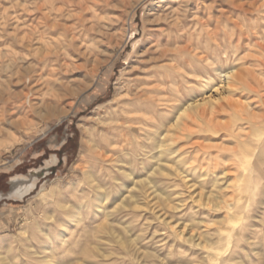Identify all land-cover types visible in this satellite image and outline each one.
<instances>
[{"label":"bare ground","instance_id":"6f19581e","mask_svg":"<svg viewBox=\"0 0 264 264\" xmlns=\"http://www.w3.org/2000/svg\"><path fill=\"white\" fill-rule=\"evenodd\" d=\"M68 1L71 11L51 21L49 19L46 25L49 29L68 34L72 41H78L82 37L91 41H94L95 37H104V32L112 24L113 19L108 18L110 21L105 22L106 17L103 18L101 15L107 7L115 8L120 3L107 0L106 9L101 5V11L99 0ZM143 1L146 0L136 1L135 6L128 7L125 10L127 15ZM259 2L264 7V0ZM245 5L234 3L233 8L239 12H247ZM207 7L195 3L194 0H158L155 3L154 9L149 11L151 26L145 30L144 41L136 50L137 60L130 67L128 77L117 93L114 104L104 116H96L100 129H86L87 145L92 160L105 162L114 160L119 146L120 149L122 148L124 159L133 157L135 160L138 158V160H156L157 167L155 169L144 167L147 175L140 177L138 182L135 180L136 182L131 185L122 184L123 191L118 193L116 198H111L110 193L104 191L96 195L93 200L92 197L85 196L86 189L78 192L75 184H72L68 190L69 194L76 195L74 201L69 199L58 185L47 193L43 191L42 202L57 203L63 212V217L58 219L55 212L40 214L48 222L43 224L40 220L41 216L33 215L34 218L29 219V222L35 223L36 235L41 236L30 235L27 221L18 236H13L8 240L9 242L5 241L6 238L0 239V264H20L22 260L23 264H93L88 260L90 254L99 261L117 258L118 261L115 262H118L117 264H148L146 261L150 257L157 261L156 264H170L161 259L159 254L141 250L138 247L141 236L129 237V234H126L130 232L128 226H125L126 236L120 234L114 236L111 230L112 219L117 213L127 210L136 213V217L141 223L143 222L145 231L153 227L154 222L163 226V229L150 233L151 238H148V241L154 242L155 249L165 250L168 257L177 255L180 264L186 246L203 251L204 256L200 264H208L210 261L213 264L215 258H218L215 246L221 242V237L236 238L238 240L236 247L239 249H241L239 240L255 244L257 239H260L258 245H264V177H262L264 176V110L258 114L253 113L255 111L251 112L248 109L252 103L237 97L240 93L259 94V89L251 85L253 81L249 82L250 78H253V73L244 68V65L235 63L242 60L240 57H235L238 56L237 52L242 49V45L259 37L261 31L255 27L246 32L240 29L222 35L210 32L207 28L211 24V17L205 20V17L200 16V11L206 10ZM90 46L84 45L78 48V54L84 61L90 53ZM254 47L253 49L260 55L263 54L264 43L256 42ZM227 49H231L235 64L227 70L216 68L215 64L221 63L222 53L227 55ZM226 59L227 62L230 60L229 55ZM256 60L261 71L264 72V59L257 57ZM212 71L218 73V82L212 78ZM82 91L84 89L76 91L75 96H79ZM54 97L56 99L59 96L57 94ZM68 108L71 112L73 105L70 104ZM47 112L53 115V109L49 105ZM68 112L64 111L57 115L64 117ZM96 132L103 134L101 142H97L93 137V133ZM195 136L205 140L195 143L197 150L202 153L200 157L211 160V154L216 150L221 160L231 162L234 160L233 171H230L232 166L230 169H223L221 173H212L215 178L211 191L205 192V181L202 179L206 173L194 178L197 180L196 184H190V178L195 174H192V170L188 167H181V160L201 159L185 158L181 149H175L179 143ZM134 149H139L137 155ZM171 160L178 161L170 165ZM55 162L56 160H53V163ZM254 163L258 164L259 171L256 170ZM126 176L129 179L133 178L132 173ZM154 176H160L167 181L175 180L177 185L181 184L182 193L179 192L174 199L160 188L154 189L156 184ZM85 177L87 184L92 186L95 183V175L90 170L85 172ZM198 178L202 179L198 180ZM25 182L16 179L11 196L22 198L36 187L35 180L30 184ZM152 185L154 190L150 192ZM184 194H187L192 201L188 211L191 212V223L179 225L181 221L176 222L173 215L182 214L188 209L185 203L188 200L183 198ZM59 196L63 197L62 200L54 201ZM84 209L90 211L88 222H84L82 217ZM199 214L209 216L211 224L217 226L210 234L195 231L196 226L201 224V221L195 224L194 217ZM100 219L107 220L105 227L99 224ZM94 223H96L95 227L93 225L94 228L103 229L107 234L113 235V242L116 246L118 244L122 253L107 252L100 245L94 246L92 243L81 247V237L72 247L69 246V238H76L78 231L89 233L90 224ZM53 225L57 228L55 234L51 231ZM252 230L254 238L251 240L247 236ZM158 233L159 239L156 238ZM107 242L112 244L110 240ZM60 247H66L67 251L73 254L74 248L77 247L79 248L78 252L75 251L77 256L85 254L87 258L81 260L77 257L65 263L56 262L55 258ZM244 249L243 247L242 250ZM261 253L256 251L259 257L263 255ZM238 264H246L245 257L238 259Z\"/></svg>","mask_w":264,"mask_h":264},{"label":"rangeland","instance_id":"374dc122","mask_svg":"<svg viewBox=\"0 0 264 264\" xmlns=\"http://www.w3.org/2000/svg\"><path fill=\"white\" fill-rule=\"evenodd\" d=\"M105 1L107 0L98 1L100 10L101 5L106 9ZM108 1H119L120 3L115 8L107 7L101 15L103 18L106 17L105 22L110 21L108 18L113 19L112 24L104 32L105 36L95 37L94 41L84 37L78 41H72L68 34L65 35L60 30L49 29L46 25L49 19L51 21L53 18L71 11L68 0H0V239L6 238L5 241L9 242L8 240L12 239L13 236L19 235L21 228L27 221L30 235L41 236L40 234L36 235L35 223L29 222L33 215L41 216L45 213L55 212L58 219L62 218L63 212L57 203L44 204L41 200L43 191L47 193L55 185H58L72 201L77 198L76 195H73L74 193H68L72 184L77 186L78 192L86 189L87 195L85 196H90L93 200L96 195H100L104 191L110 193L111 198H116L118 193L123 191L122 184L124 186L131 185L133 182H138L140 177L147 175L144 167H153L154 169L157 167L156 160H138L139 158L135 160L133 157L124 159L123 153H121L122 148L120 149L119 146H117V154L113 158L118 163L114 160H109V162L92 160L90 157L86 129H100L98 121L95 119L96 116H104L110 106L114 104L117 93L128 77L130 67L137 60L136 50L144 41L145 30L151 26V24L149 25V11L152 10L158 0L143 1L132 11L130 9L139 0ZM194 1L203 4L205 7L208 6L206 10L200 11V16L205 17V20L209 19V16L211 17V24L207 28L210 32L222 35L240 29L246 32V30H253L255 27L261 31L259 37L252 42L246 41L242 45V49L237 52L238 56H235L242 59L239 62L235 61V63L244 65V68L253 73V78H250L249 82L253 81L251 85L257 86L259 89V94L240 93L237 97L243 98L242 101L252 103L251 107H248L251 112L261 113L264 110V105H262L264 104V72L261 71L262 69L256 59L258 57L263 60L264 52L260 55L259 52L255 51L254 44L256 42L264 43V7L259 0ZM234 3L246 4L247 12L234 10ZM128 7L131 8L127 15L125 10ZM12 34L15 36L14 38ZM90 41L92 42L91 46ZM84 45L90 46V53L88 52L89 55L85 61L78 54V48ZM250 47L255 49L252 50ZM249 48L250 51H248ZM230 51L231 49H227L230 60L227 62V55L222 53L224 58L221 56V63L215 64L216 68L227 70L235 64L233 63L235 57ZM217 75V72L212 71V78L216 82L219 81ZM80 89H84V91L79 96H75L74 93ZM57 94L59 97L55 99L54 96ZM68 103L73 105L71 112ZM48 105L53 109V115H49L47 112ZM256 109H259L260 112ZM64 111H69L66 116L59 117L57 115V113ZM102 135L101 132L93 133L97 142H101ZM201 142H205V140L195 136L179 143L175 149H181L185 158L201 159L181 160V167H188L192 170V174H195L194 177L190 178V184H196L197 180L194 178L199 177L201 173H206V176L201 178L205 181L206 192V190H212L214 172L221 173L223 169H230L232 166L230 171H233L234 160L232 162L221 160L216 150H213L211 160L200 157L202 153L197 150L195 143ZM216 142L218 143V141ZM134 151L136 155L139 153V149H134ZM53 160L56 162L53 163ZM176 161L178 160H171L169 164L174 165ZM254 166L259 171L258 164L254 163ZM88 170L95 175V183L92 186L86 182L85 172ZM130 173L133 175L131 180L126 176ZM16 179L26 181L25 184H30L35 180L36 187L22 198L13 197L11 193ZM201 179L198 178V180ZM154 180L156 184L155 187L151 186L150 192L158 187L162 192L170 194L175 199L179 192L182 193L183 191L181 184L177 185L175 180L167 181L160 176H154ZM100 188L102 189L100 190ZM186 196L187 194H184L183 198L188 200L185 202L188 205L187 212L173 215L176 222L181 221L179 225L191 223V212L188 211L192 201L189 196L187 198ZM61 198L63 197L59 196L54 201L59 202L62 200ZM127 211L117 213V216L115 215L112 219L111 230L114 236L117 234L125 236L129 234V237L133 235L132 238L141 236L138 246L141 250H147L151 254H159L166 263L180 264L177 255L168 257L165 250L155 249L154 242L148 241V238H151L150 233L157 231V229H163V226L154 222L153 227L145 231L143 230V222L141 223V220L136 217V213L131 210ZM89 216L90 211L84 209L82 212L84 222H88ZM194 218H196L195 224L201 221V224L196 226L195 231L210 234L217 228L211 224L210 217L207 215L199 214ZM40 220L43 224L48 223L43 216ZM124 222L126 224H122ZM95 224H90L89 233L78 231L76 238H69V246L72 247L73 243L78 239L80 240L81 237V247L84 244L92 243L94 246L100 245L104 251L122 253L123 251L118 244L116 246V243L113 242V235L107 234L103 229L94 228ZM99 224H103L105 227L107 220L100 219ZM207 224H211L213 227L211 225L207 227ZM55 225L51 229L53 234L57 233ZM125 226H128L129 233L125 234ZM252 233L253 230L247 236L251 240L254 238ZM158 236L159 233L156 235V238L159 239ZM108 240L112 241V246L108 244ZM220 240L221 242L215 246V253L218 258H215L213 264H238V259H241L242 256L245 257L246 264H264V245H258L260 239H257L255 244L239 240L241 249L236 247L238 241L236 238L221 237ZM55 242L58 245L57 239ZM243 247L244 250H242ZM185 248L186 252L183 254L181 264H200L199 262L204 256L203 251L190 249L189 246ZM75 251L78 252L79 248L75 247L73 254L68 252L66 247H60L55 258L56 262L65 263L77 258ZM256 251L262 252L261 258L256 255ZM80 255L78 258L81 260L87 258L85 254ZM90 255L88 260L93 264L118 263H115L118 261L117 258L99 261L92 254ZM146 262L148 264L157 263L152 257L148 258ZM20 264H23V260L20 261ZM208 264H212L211 261Z\"/></svg>","mask_w":264,"mask_h":264}]
</instances>
